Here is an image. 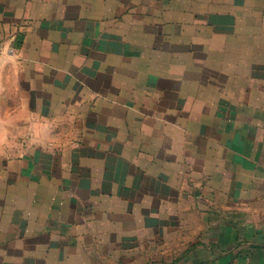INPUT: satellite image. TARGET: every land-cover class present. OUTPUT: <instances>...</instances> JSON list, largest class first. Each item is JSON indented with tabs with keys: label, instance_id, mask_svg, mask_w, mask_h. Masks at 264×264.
Instances as JSON below:
<instances>
[{
	"label": "crops",
	"instance_id": "obj_1",
	"mask_svg": "<svg viewBox=\"0 0 264 264\" xmlns=\"http://www.w3.org/2000/svg\"><path fill=\"white\" fill-rule=\"evenodd\" d=\"M103 253L264 264V0H0V264Z\"/></svg>",
	"mask_w": 264,
	"mask_h": 264
},
{
	"label": "rangeland",
	"instance_id": "obj_2",
	"mask_svg": "<svg viewBox=\"0 0 264 264\" xmlns=\"http://www.w3.org/2000/svg\"><path fill=\"white\" fill-rule=\"evenodd\" d=\"M149 257H157V255L151 254ZM123 259V258H122ZM127 259H125L126 261ZM157 260V259H155ZM111 261H115L113 258H111V254H88L86 255V262L85 264H110ZM145 261V259L142 257V255H137L135 258L136 263H141Z\"/></svg>",
	"mask_w": 264,
	"mask_h": 264
}]
</instances>
